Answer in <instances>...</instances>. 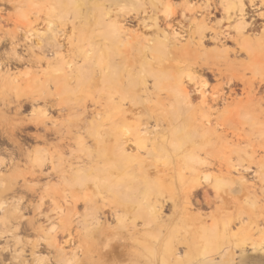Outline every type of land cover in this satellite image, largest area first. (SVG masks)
<instances>
[{
  "label": "bare ground",
  "instance_id": "6f19581e",
  "mask_svg": "<svg viewBox=\"0 0 264 264\" xmlns=\"http://www.w3.org/2000/svg\"><path fill=\"white\" fill-rule=\"evenodd\" d=\"M186 2L193 5L191 0ZM247 3L251 9L264 6V0ZM237 4L244 12L246 2ZM192 23L204 24H198L196 16ZM209 36L199 33L200 61L195 64L206 65L215 85L188 73L168 90L153 91L148 100L157 121L154 129L132 122L133 92L125 99L119 97L118 89L100 94L94 106L105 111L102 102L112 99L114 117L106 122L98 111L97 126L79 132L78 137L91 139L98 151L77 165L59 164V156L51 149L65 145L71 130L68 125L60 130L48 126V104L58 99L59 106L75 87L88 83L90 88L88 75L69 66L60 70L68 74L60 88L48 83L36 90L33 80L22 82L12 73L13 65L21 62L17 42H12L10 52L0 54V239H6L0 264H197L230 245L241 251L262 250L264 63L258 59L264 58V32L234 38L232 46L206 54L204 40L214 39ZM154 50L152 74L157 61ZM100 74L109 80L115 77L108 67ZM154 82L158 83L156 77ZM27 109L30 112L25 114ZM6 112L13 116L2 115ZM177 113L186 120V133L181 143L173 141L170 147L163 123ZM31 145L36 147L29 149ZM143 153L147 158L158 157L162 183L167 182L171 159L176 157L186 191L177 195L172 183L142 180ZM43 179L47 183L38 189L29 186ZM233 184L244 186L237 198L241 202L229 199L227 190ZM26 191L40 192L41 200L48 197L56 206L54 216L32 227L37 241L28 248L19 240L25 223L20 194ZM210 193L214 201L210 206L207 202V213L200 195L204 202ZM167 200L171 201L170 217L164 214ZM179 204L185 207L177 209Z\"/></svg>",
  "mask_w": 264,
  "mask_h": 264
},
{
  "label": "rangeland",
  "instance_id": "374dc122",
  "mask_svg": "<svg viewBox=\"0 0 264 264\" xmlns=\"http://www.w3.org/2000/svg\"><path fill=\"white\" fill-rule=\"evenodd\" d=\"M191 1L192 7L186 0H0V54L10 52L12 42H17L16 51L21 56L19 65L15 63L12 67L14 75L22 82L33 80L36 90L40 84L48 83V87L60 88L68 76L60 73V70L68 69L69 66L81 69L90 79V88L88 83L75 87L60 101L59 106L58 99L48 104V126L60 130L68 125L71 130L65 145L51 147L55 155L59 156V164L70 161L77 165L98 151L91 139L84 140L78 135L79 132L84 133L86 126H97L94 116L98 111L102 113L104 121L113 120L112 99L102 102L105 111L101 107L98 109V105L94 106L93 101H97L100 94L118 89L119 97L125 99L133 92L135 112L130 114L132 122L154 129L157 121L151 114L148 100L153 91L158 93L164 88L168 90L177 79L186 77L188 73L193 77L202 76L210 85H215L213 74L206 65L195 64L200 61L201 49L197 46L200 32L214 37L213 40H204L206 54L221 51L224 46H232L234 38L248 39L256 32H264V6L261 7L263 10L251 9L247 0H244L247 5L245 11L241 12L238 0ZM256 1L255 4L259 3V0ZM195 16L198 17V24L204 22L203 27L197 25V28V23H192ZM153 48L157 58L154 74L150 60ZM258 61L264 63L262 55ZM188 65L192 67L188 68ZM106 67L113 70L114 79H105L100 74V70ZM58 73L60 76L54 80ZM154 77L158 80L157 84ZM67 80L71 82V76ZM5 95L9 99L14 98L12 94ZM52 104L54 107H50ZM29 112L30 109H27L24 113ZM2 115L13 116L10 112ZM185 123L186 120L181 119L178 113L167 116L163 125L168 146L171 147L173 141L181 143L186 133ZM35 147L31 145L29 149ZM143 155L142 180L149 177L155 185L172 183L177 195L186 191L187 184L182 182L176 157L171 159V174L164 179L167 182L162 183L160 171L156 167L158 157L147 158L145 153ZM143 158L147 159L144 161ZM42 181H34L29 186L38 189L39 185L47 183L45 179ZM53 183L56 181L53 180ZM231 188L227 190L229 199L238 202L240 199L237 198L244 193V186L233 184ZM90 191L89 185L86 192ZM20 195L26 228L22 225L19 240L28 248L37 241L32 227L45 222L46 216H54L56 206L48 197L41 200L40 192L26 191ZM213 196L212 193L208 194L203 202L200 195L203 210L209 209L207 202H211L210 206L214 201ZM167 204L164 214L173 216L168 211L171 201L167 200ZM180 207L183 209L185 205L179 204L177 209ZM4 247L6 239L2 238L0 252ZM197 264H264V246L260 251L250 247L241 251L230 245L219 254Z\"/></svg>",
  "mask_w": 264,
  "mask_h": 264
}]
</instances>
